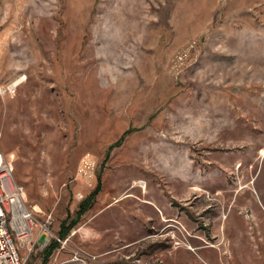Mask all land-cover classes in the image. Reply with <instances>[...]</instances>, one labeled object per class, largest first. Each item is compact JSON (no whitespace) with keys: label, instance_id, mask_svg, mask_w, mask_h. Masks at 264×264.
Segmentation results:
<instances>
[{"label":"rangeland","instance_id":"obj_1","mask_svg":"<svg viewBox=\"0 0 264 264\" xmlns=\"http://www.w3.org/2000/svg\"><path fill=\"white\" fill-rule=\"evenodd\" d=\"M16 82L0 149L39 219L102 183L48 264H264V0H0Z\"/></svg>","mask_w":264,"mask_h":264},{"label":"built area","instance_id":"obj_2","mask_svg":"<svg viewBox=\"0 0 264 264\" xmlns=\"http://www.w3.org/2000/svg\"><path fill=\"white\" fill-rule=\"evenodd\" d=\"M18 85L16 82L0 91L15 93ZM15 173V154L7 155L0 149V264H28L30 256L47 247L53 237L60 244L63 242L51 230L53 215L45 213L40 220V212L27 204L26 188L17 181ZM78 174L93 186L95 165L89 157L82 160ZM80 195L83 199L84 195ZM45 233L48 238L42 242Z\"/></svg>","mask_w":264,"mask_h":264},{"label":"trees","instance_id":"obj_3","mask_svg":"<svg viewBox=\"0 0 264 264\" xmlns=\"http://www.w3.org/2000/svg\"><path fill=\"white\" fill-rule=\"evenodd\" d=\"M101 190V183L97 186V188L87 196L82 202L79 204V208L76 211V214L73 218H67L61 223V228L59 232V237L61 239H66L72 230L79 224L82 217L90 210L93 205V202L96 196L99 194ZM61 247V244L57 240H52L51 243L44 250V257L42 264H48L51 256L55 253V251Z\"/></svg>","mask_w":264,"mask_h":264},{"label":"crops","instance_id":"obj_4","mask_svg":"<svg viewBox=\"0 0 264 264\" xmlns=\"http://www.w3.org/2000/svg\"><path fill=\"white\" fill-rule=\"evenodd\" d=\"M100 183H101V181H100V176H98V184H97V186H98ZM97 186L94 188V190L97 188ZM94 190H92L89 194H91ZM101 190H102V183H101ZM101 190H100V191H101ZM99 193H100V192H99ZM89 194H88V195H89ZM88 195H87V196H88ZM87 196H86L85 198H87ZM96 197H97V196H96ZM85 198H84V199H85ZM95 199H96V198H95ZM93 203H94V202H93ZM60 228H61V226H60ZM42 239H43V237H42Z\"/></svg>","mask_w":264,"mask_h":264},{"label":"bare ground","instance_id":"obj_5","mask_svg":"<svg viewBox=\"0 0 264 264\" xmlns=\"http://www.w3.org/2000/svg\"><path fill=\"white\" fill-rule=\"evenodd\" d=\"M39 45V44H38ZM41 45V44H40ZM90 59V58H89ZM94 59V58H93ZM18 84V83H17Z\"/></svg>","mask_w":264,"mask_h":264}]
</instances>
